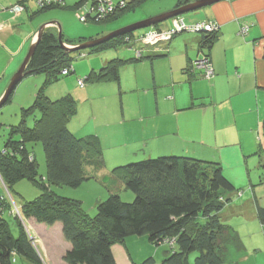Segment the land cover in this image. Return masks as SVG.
I'll return each mask as SVG.
<instances>
[{
	"label": "trees",
	"instance_id": "16d2710c",
	"mask_svg": "<svg viewBox=\"0 0 264 264\" xmlns=\"http://www.w3.org/2000/svg\"><path fill=\"white\" fill-rule=\"evenodd\" d=\"M32 1L36 6L35 12L66 5L64 0L43 6L38 5L36 0ZM92 2L80 0L75 5V16L80 23L95 22L98 18L91 15L85 22L78 18V15L84 16L82 9ZM124 2L125 9L117 11V18L128 9L133 10L134 5L141 1ZM188 2L179 0L175 8ZM189 33L201 35L200 48L208 49L216 40L218 30ZM121 37L118 35L106 40L102 47L117 46ZM83 41L85 39H78L77 42ZM124 45L128 48L132 46L134 55L136 49L144 51L143 45L137 41ZM98 47L95 45L92 49ZM160 52L153 51L154 55L146 58L134 55L130 58H112L99 69H91L84 80L78 78L76 84L83 88L85 81L113 80L119 83L121 67L147 58L160 57L163 55ZM202 55L209 57L207 53ZM195 59L190 61L186 70L194 77H202L203 71L193 66ZM70 60L71 53L59 46L56 34L45 29L29 59L25 75L43 76V85L28 107H20V120L18 124L8 126V137L0 150V179L9 191L16 182L23 179L43 187V192L33 200L22 201L19 217L32 218L46 225L57 222L61 224L63 237L69 243V249L62 257L65 264H117L113 245L128 237L142 235H146L153 246L174 239L173 245L167 243L171 248L165 254L164 264H223L230 246L241 249L243 245L235 229L220 216V212L231 200L230 193L236 188L224 175L217 161L164 154L131 160L134 162L117 166L111 173H102L101 180L106 185L114 178L120 180L123 189L131 191L134 198L130 202L123 201L117 188H109L108 197L96 201L94 216L84 211L81 201L60 196L50 188L51 185L78 187L105 167L99 137L92 134L78 137L68 126L77 113L73 96L68 94L51 99L44 90L45 86L58 80L59 75L66 76L75 72ZM64 69L66 73L62 72ZM14 90L4 103L11 100ZM35 112L39 116L33 118L30 126L27 117ZM36 142L42 144L46 166L45 174L39 175V178L35 155L29 147V144ZM86 169L91 170V173H87ZM12 207L9 201L0 199V264H13L17 257L32 264H43L20 222L18 236L12 234L4 217ZM256 213L259 222L264 225V206L258 205ZM193 253L195 256L190 262L189 256ZM140 264H154V259L148 257Z\"/></svg>",
	"mask_w": 264,
	"mask_h": 264
},
{
	"label": "crops",
	"instance_id": "0c3cea01",
	"mask_svg": "<svg viewBox=\"0 0 264 264\" xmlns=\"http://www.w3.org/2000/svg\"><path fill=\"white\" fill-rule=\"evenodd\" d=\"M64 1L65 7L75 14V5L80 0ZM191 1L194 0H189ZM178 2L179 0H141L134 5L133 10L128 9L126 11L128 13L125 12L118 19L123 25H127L170 11ZM145 3H148L149 7L144 9L142 14L129 15L130 12L136 13ZM23 12L14 16L13 20L16 23L23 22ZM25 12L28 14V8ZM33 14L34 11H31L29 17ZM180 18L183 22L187 21L191 24L198 22L216 24L217 38L210 48L201 49V35L181 33L173 37L168 44L156 48L162 50L160 52L162 56L145 59L149 62L153 83L157 87L155 63L158 59L165 58L168 63L166 69L171 90L166 93L163 100L156 103L152 112L146 111L141 105L129 117L126 113L122 114L120 120L122 124L134 119L136 121L128 124L129 127L133 124L138 126L131 148L135 151L127 157V160L131 159L130 156L136 160L164 154L210 159L220 163L223 173H226L225 175L232 182L229 167L236 160H243L244 166H247L250 153L257 150L262 153L260 156L264 160V0H222ZM174 19L171 18L169 22L152 27L169 29L173 26ZM50 23L60 29L55 22ZM243 27H247L245 33L240 32ZM36 33L37 30H34L22 36V32L13 28L9 21H0V97L21 61L23 50L35 41ZM89 38L92 39V36H80L79 39ZM16 39L18 40L15 41ZM153 51H155L153 48L147 49L144 57L151 56ZM206 53L209 55L214 74L209 79L194 77L186 69L192 59ZM176 77L179 78L177 82L174 81ZM177 87L186 89L183 95L179 96ZM33 97V94L29 93V101ZM20 105V107L24 106ZM68 126L73 131L70 122ZM125 143L128 145L130 140ZM211 155H218L219 158H204ZM115 159L118 160L116 155L110 156V163ZM112 186V189L117 188L120 192L121 189L117 185L112 184ZM130 197L126 194L125 200H130ZM258 205L256 202L253 212L244 213L241 220L246 226H252L248 234L253 231L257 235V240L251 242L252 249L256 253H264V225L257 217ZM221 212L220 216L223 220ZM30 220L35 227L37 226L39 238L49 255L48 258H42L43 264H65L62 257L69 249V243L63 237L61 224L57 222L46 225L32 218ZM257 223L259 225H256ZM235 225L233 223L231 227L237 229ZM235 231L241 238L243 247L237 249L230 246L224 263L238 264V261L246 258L244 252L247 251V246L241 237L243 234L240 230ZM133 243L134 239H125L113 245L112 250L117 264H140L145 258L152 257L150 247L138 249ZM170 248L162 246L163 259ZM157 253L158 251L153 259L157 257ZM163 259L162 264H164Z\"/></svg>",
	"mask_w": 264,
	"mask_h": 264
},
{
	"label": "rangeland",
	"instance_id": "374dc122",
	"mask_svg": "<svg viewBox=\"0 0 264 264\" xmlns=\"http://www.w3.org/2000/svg\"><path fill=\"white\" fill-rule=\"evenodd\" d=\"M15 1L16 0L0 1V21H9L13 28H16V30L22 32V36L26 32H33L34 30H37V38V34L41 26L44 27V30L52 29V32L56 34L57 37L59 33L61 34L63 43H65V45L68 47H77L82 43L91 41L85 40L83 42H77L80 36H92V38L97 39L96 37L98 35L103 36L114 30L123 28L124 26H127L129 24L139 22L135 21L127 25H123V23H121V20L119 21L120 18L118 19L116 17L117 11H122L125 9V7H121V5L119 7L120 9H118L117 11H115V9H117L118 7H115L113 11L107 9L106 13L102 16H99L95 22L83 24L80 23L75 14L66 7H56L49 10L35 12L36 6L34 2L30 0L28 1L29 12L27 14L25 12V0H17V2ZM134 1L139 2L141 0ZM99 2L100 0H93L90 5L91 10L96 9ZM16 3H19L20 5L22 4L21 6L24 8H22V11H24V17L22 19L23 22L16 23L13 20L14 16L16 15H14V13H12L9 8ZM186 4L187 3L180 4L178 7ZM116 5L118 6L119 4ZM148 7V3H145L144 5L139 7V9H137L136 13L130 12L129 15L142 14L144 12V9H147ZM32 10L35 13L31 17H29ZM127 13L128 12H126L125 14ZM187 14H190V12L185 13L181 16ZM45 22L49 23L45 25ZM50 22H55L56 24H58L60 26V29L55 24ZM166 22H169V19L159 24H163ZM185 23L187 25L191 24L187 21ZM155 26L153 28L158 29ZM179 28L184 30V28L181 27L175 28L174 34L171 36V38L167 41L159 42V45L157 47L163 44L166 45L176 35L187 32H179ZM146 29L147 27L121 34L122 37L121 39H119V44L117 46L106 48L102 47L105 43L104 41L98 44L99 47L97 49H92L93 47H91L70 52V64L74 68L75 72L66 76L59 75L58 80L53 81L48 86L44 87L46 94L50 96L51 99L61 98L68 94H71L73 96L74 100L76 101L77 113L70 120V126L74 131V134L78 137L90 134L96 135L100 138L102 148H104L103 158L105 167L102 172L96 174L94 177L88 180L83 181L78 187L73 188L58 185H51L50 187L56 194L60 196L81 201L84 211L90 216H94L95 214L96 201L104 200L108 197V189H112V184L117 185V187L121 189L120 197L123 201H125L126 194L132 195L131 200L126 202H130L133 200L134 194L129 190H123V183L120 180L114 178L110 180L112 182L106 185V183L101 180V175L102 173H111L113 168L117 166H121L128 162H134L130 161L133 160V156H130L131 159L129 161L127 160V157L135 151V149L131 148L133 147L132 142H134L138 126H136V124H133L132 127H129L128 124L136 121L134 119L122 124L120 121L122 118V114L126 113V115H128L129 117L131 116V113L134 114L135 111L141 107V105L145 107L146 111L152 112L153 110H155L156 103L163 100V98L166 96V93L171 90V82L166 69L168 67V63L164 60L165 58H160L155 63V79L158 84L157 87L154 86L153 75L149 62L147 60L139 61L135 64L121 67L119 71V83L113 80L91 83L85 81V87L83 89H80L77 86L76 81L78 78L84 80L91 68L94 67L96 69H99L106 61L112 58L132 57L134 55L132 46L128 48V46L124 44H133L134 42L132 40L134 39V36H137V34L144 32ZM158 30H160L159 32H161V35L165 37V28H159ZM100 36L98 38H100ZM115 37H112L110 39H113ZM18 39H20V37ZM18 39H16L15 41H17ZM157 40H159V38ZM75 41L77 43H74ZM67 42H71L72 44H68ZM30 45H27L23 50L21 54V61L13 75L18 71L19 67L24 61ZM149 48L150 47L145 46L143 52L141 51L139 55H137V53L134 56H136L137 58H141L142 56L144 57L146 55L145 51ZM154 50L155 52L162 51L161 49ZM25 75L22 80L16 85L11 100L7 103L3 102L4 104L0 106V150H2V148L4 147V143L8 137V126L18 124L20 120V104L28 107L33 100L31 99L29 101V93H32L33 96H35V93L43 85V76H40L39 74L27 76ZM178 80L179 78L176 77L174 81L177 82ZM177 89L179 96L181 94L183 95V92H185L186 90L180 87H177ZM4 93L2 94L0 99L3 97ZM187 93L189 94L188 90ZM35 116H39L38 112H35L34 115L27 117L28 125L32 126L33 118H35ZM133 127L135 128L132 129ZM128 140H130V143L126 145L125 142ZM259 143L260 142H258V144ZM29 147L35 155V161L39 173L37 178H39L46 172L43 147L40 142L29 144ZM260 154L262 153H259L258 150L251 152L247 159V166H244L243 160H236L234 163H232V167H229V174L233 178L231 183L234 185L236 190L230 193L231 200L225 205L221 212V215L223 220L229 226H233V223L236 224L235 226L237 229L235 230H240V232H242L243 234L242 236H240L247 246V251L244 252V256L246 258H244V260L238 261V264H263L264 253H256L252 249L251 245V242L257 240V235L253 231L248 234V231L252 229V226H246L241 220V216L244 213L251 214L253 212L256 202L260 206H264V160L262 156H260ZM115 155L117 156L118 160L115 159V161L110 163V156ZM204 158L219 157L218 155H211L210 157L205 156ZM86 172L91 173V170L86 169ZM41 192H43V187L41 185H38L33 181L27 179L16 182L13 185L11 191L6 188L2 181L0 185V199H5L7 202L9 201L11 205H13L12 209L9 210V213L4 214V217L9 224L12 234L15 237L18 236V225L20 222L40 257L48 258L49 255L44 247L43 241H41V238H39L37 226L35 227L30 218L19 217V212L22 205L21 202H24L25 200H33ZM10 213L12 214L8 215ZM256 225L259 224L257 223ZM126 239H134L135 244L133 243V245L138 249L150 247V255L152 257H154V254L158 251L157 257L154 258V264H162V246H167V249L170 247L167 243L153 246L148 242L146 235L131 236ZM194 256V253L189 256L190 262H192ZM13 264L32 263L17 257ZM223 264L228 263L225 262Z\"/></svg>",
	"mask_w": 264,
	"mask_h": 264
},
{
	"label": "built area",
	"instance_id": "2783aa9c",
	"mask_svg": "<svg viewBox=\"0 0 264 264\" xmlns=\"http://www.w3.org/2000/svg\"><path fill=\"white\" fill-rule=\"evenodd\" d=\"M26 1L27 0H25V2ZM58 2L59 0H36V3L40 6H43L44 4H53V3L55 4ZM116 4H119V5L117 6ZM21 5L19 3H16V4H13L9 9L11 10L12 13H14V15H18L22 12L23 7ZM120 5L121 7L125 6L124 0H119L118 3H114V1L112 0H100V2L97 4L96 9L91 10L90 6H88L87 8L84 7L82 9L84 11V16L78 15V18L81 22H85L87 17L91 15L94 17H99V16L104 15L107 9L110 11H113L115 7H118L117 9H115V11H117L118 9H120L119 8ZM177 27L184 28V30L179 28V32L180 31L212 32L214 30H218L217 25L211 22H198V23L187 25L185 22H183V20L180 17H175V19L173 20V26L169 29H165L166 30L164 31L165 37L161 35V32H159L160 30L155 29L150 26V27H147V29L141 34L134 36L133 42L135 43L137 41V42H140L143 45V47L145 46L150 47V48L153 47V49H156L157 46L159 45V42L167 41L171 38V36L174 34V29ZM240 32L245 33L246 28L241 29ZM158 38L159 40H157ZM140 52H141L140 49H136L135 54L138 53L137 55H139ZM193 66L195 69H199L203 71L202 77L205 79L211 78L214 74V70H213L210 58L205 55H202L201 57L196 58L193 62ZM62 72L66 73V70H63ZM80 83L82 84L83 81H80ZM165 243H168L169 245H173L174 239H169L165 241Z\"/></svg>",
	"mask_w": 264,
	"mask_h": 264
},
{
	"label": "water",
	"instance_id": "95a60500",
	"mask_svg": "<svg viewBox=\"0 0 264 264\" xmlns=\"http://www.w3.org/2000/svg\"><path fill=\"white\" fill-rule=\"evenodd\" d=\"M222 0H194L191 1L189 3H187L186 5H183L181 7L172 9L170 11H167L165 13L159 14L157 16L154 17H150L147 19H144L142 21L136 22V23H132L130 25H127L123 28H119L117 30H114L100 38L88 41L86 43H82L77 47H68L65 45V43H63L62 39H61V34H58V41H59V46L62 49H65L67 52H72L74 50H82V49H86V48H91L94 47L95 45L100 44L101 42H104L112 37L121 35L123 33H128V32H132L138 29H143L152 25H156L159 24L163 21H166L168 19L171 18H175V17H179L185 13H189L192 11H195L199 8L211 5L213 3L219 2ZM44 30V27L41 26L39 29V32L37 34V38L35 39V41L30 45L28 52L24 58V61L22 62L21 66L19 67L18 71L12 76L11 81L3 95V97L0 99V106L1 104L4 102V100L7 98V96L9 95V93L16 87V85L22 80V78L24 77V75L26 74L27 71L26 67L27 64L29 62V59L31 58V56L33 55V52L35 50V46L36 43L40 37V34L42 33V31Z\"/></svg>",
	"mask_w": 264,
	"mask_h": 264
},
{
	"label": "bare ground",
	"instance_id": "6f19581e",
	"mask_svg": "<svg viewBox=\"0 0 264 264\" xmlns=\"http://www.w3.org/2000/svg\"><path fill=\"white\" fill-rule=\"evenodd\" d=\"M39 7V6H38ZM23 12V11H22ZM190 15V14H189ZM47 30H49V29H47Z\"/></svg>",
	"mask_w": 264,
	"mask_h": 264
}]
</instances>
